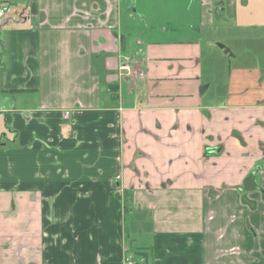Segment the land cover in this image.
<instances>
[{"label": "crops", "instance_id": "obj_1", "mask_svg": "<svg viewBox=\"0 0 264 264\" xmlns=\"http://www.w3.org/2000/svg\"><path fill=\"white\" fill-rule=\"evenodd\" d=\"M168 1L0 0V264H264V69L190 40L264 13Z\"/></svg>", "mask_w": 264, "mask_h": 264}, {"label": "rangeland", "instance_id": "obj_2", "mask_svg": "<svg viewBox=\"0 0 264 264\" xmlns=\"http://www.w3.org/2000/svg\"><path fill=\"white\" fill-rule=\"evenodd\" d=\"M170 1L171 0L168 1V5L170 4ZM249 1L250 6L248 9L246 8V10H243L245 11L246 16L250 17V14H254L256 10L264 13V0ZM196 2L197 0H195V3ZM255 4H258V7ZM170 11L172 13V17L175 18L172 25L176 26L179 24H185V19L177 21L178 16H181L184 13L181 7H172L170 8ZM243 11L241 13H243ZM196 12L197 7L195 6L192 11L189 12V17L192 18L195 16ZM263 21L264 17L262 18V23H264ZM194 26L198 27L197 25ZM237 28L238 30L233 29V26L230 24L224 25L221 24V22L217 23L214 21L212 28L204 30L202 36L201 34L197 35L194 33L191 34V37H193L191 39L183 38L186 34L175 36V39L177 40L187 41L190 39L200 45L201 80L210 82V89L203 99L205 102L210 100L217 104L221 103V98L228 92V79L230 74L238 67H256L254 63H258V67L264 69V26L259 25L256 30L252 29V25L249 29H241V25L237 26ZM253 32L255 35L259 36V40L255 41V39L250 40L249 38H238L240 36L249 35ZM224 49L229 50L231 55H238L240 51L243 55L238 58H235V56L231 58L228 54H224ZM2 127L3 119L0 117V128ZM4 133L8 138L10 137L8 132Z\"/></svg>", "mask_w": 264, "mask_h": 264}, {"label": "built area", "instance_id": "obj_3", "mask_svg": "<svg viewBox=\"0 0 264 264\" xmlns=\"http://www.w3.org/2000/svg\"><path fill=\"white\" fill-rule=\"evenodd\" d=\"M10 12V9L7 5H0V19H4ZM123 70L129 71V68L122 67ZM123 264H135L133 261L125 259Z\"/></svg>", "mask_w": 264, "mask_h": 264}, {"label": "water", "instance_id": "obj_4", "mask_svg": "<svg viewBox=\"0 0 264 264\" xmlns=\"http://www.w3.org/2000/svg\"><path fill=\"white\" fill-rule=\"evenodd\" d=\"M224 54H228L229 56H231V54H230V52H229V50H227V49H224Z\"/></svg>", "mask_w": 264, "mask_h": 264}]
</instances>
